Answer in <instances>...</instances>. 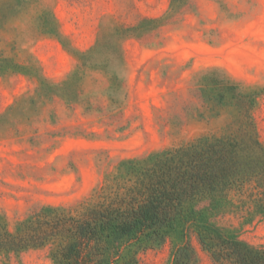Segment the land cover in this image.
I'll return each mask as SVG.
<instances>
[{"label":"rangeland","instance_id":"374dc122","mask_svg":"<svg viewBox=\"0 0 264 264\" xmlns=\"http://www.w3.org/2000/svg\"><path fill=\"white\" fill-rule=\"evenodd\" d=\"M255 122L264 143V0H0V215L98 193L123 160ZM234 200L239 199L234 195ZM264 248V216L212 218ZM186 238L125 239L167 264ZM198 264H216L190 235ZM54 244L0 264H57Z\"/></svg>","mask_w":264,"mask_h":264},{"label":"trees","instance_id":"16d2710c","mask_svg":"<svg viewBox=\"0 0 264 264\" xmlns=\"http://www.w3.org/2000/svg\"><path fill=\"white\" fill-rule=\"evenodd\" d=\"M203 135L185 145L123 160L88 200L33 211L15 230L0 215V255L54 244L57 264H139L125 239L186 238L167 264H198L194 235L216 264H264V248L213 217L234 209L264 216V143L255 122ZM234 195L239 199L234 200Z\"/></svg>","mask_w":264,"mask_h":264}]
</instances>
